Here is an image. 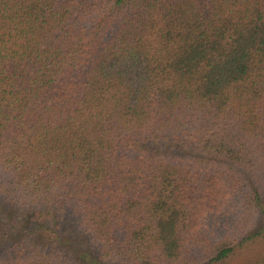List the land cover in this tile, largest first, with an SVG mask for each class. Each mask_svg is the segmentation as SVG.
<instances>
[{
  "label": "trees",
  "instance_id": "trees-1",
  "mask_svg": "<svg viewBox=\"0 0 264 264\" xmlns=\"http://www.w3.org/2000/svg\"><path fill=\"white\" fill-rule=\"evenodd\" d=\"M0 264H264V0H0Z\"/></svg>",
  "mask_w": 264,
  "mask_h": 264
}]
</instances>
